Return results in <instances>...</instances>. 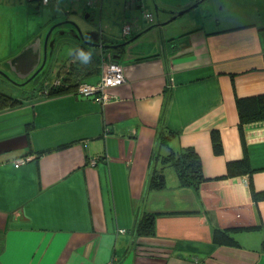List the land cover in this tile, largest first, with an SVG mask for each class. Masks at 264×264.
Masks as SVG:
<instances>
[{"label":"crops","instance_id":"obj_1","mask_svg":"<svg viewBox=\"0 0 264 264\" xmlns=\"http://www.w3.org/2000/svg\"><path fill=\"white\" fill-rule=\"evenodd\" d=\"M153 1L158 21L146 10L154 21L133 25L136 39L118 58L125 83L106 106L73 90L0 110V264H264V200L253 195L264 193V120L245 126L253 173L227 178L245 153L238 97L264 94V0H207L183 16L201 0ZM67 35L80 42L75 30ZM121 39L90 34L85 44ZM58 66L56 79H66ZM97 67H82L74 82L98 84ZM9 69L17 82L28 68ZM161 123L177 134L162 153L199 154L209 179L199 192L181 187L172 168L167 189L148 192ZM147 212L158 215L156 237L136 229ZM215 228L233 230L241 248L214 245Z\"/></svg>","mask_w":264,"mask_h":264},{"label":"rangeland","instance_id":"obj_2","mask_svg":"<svg viewBox=\"0 0 264 264\" xmlns=\"http://www.w3.org/2000/svg\"><path fill=\"white\" fill-rule=\"evenodd\" d=\"M17 1V3H14L11 0H0V71L3 70L7 75L16 78L9 69V62H11L7 59L10 54L9 48L24 44L27 37L29 39L30 37L31 39L34 38V40L30 39V44H32L34 41L41 40L43 35L42 42L44 44V41L52 32L51 38L54 39L57 35V40H59L55 48V55L47 61L40 77L32 83L31 87L23 88L29 94L33 90H38L39 87L43 89L46 84L50 86L56 79L57 65L67 63L70 60L71 53L79 47L78 43H68L66 41L69 39L74 41L73 38L67 35L70 30H75L77 37H81L78 32L80 30L86 38L90 34H103L113 39H121L124 37L123 28L125 26L133 27L135 23L145 22L143 12L146 10L151 11L157 19V4L153 0H147L150 5L148 7L144 4V10L135 7L130 8V3L126 0H104L103 2L101 0H52L50 6L41 5V9H39V3L37 2ZM146 25V27H149L151 23L149 22ZM64 31L66 35L61 34ZM24 48L15 53L17 58L26 50ZM97 68H100V63ZM13 83L18 84L16 81H13ZM38 83L39 85H36ZM14 89V85L0 82V90L3 92L17 94ZM35 97L38 98L39 96L36 95Z\"/></svg>","mask_w":264,"mask_h":264},{"label":"trees","instance_id":"obj_3","mask_svg":"<svg viewBox=\"0 0 264 264\" xmlns=\"http://www.w3.org/2000/svg\"><path fill=\"white\" fill-rule=\"evenodd\" d=\"M37 3H39L38 4L39 9L41 5L48 6V5H44L42 0H40V2ZM129 36L130 35H126L123 39L124 41H122V43L118 46L113 45V43H110V45L112 44L110 46L107 44L106 41L105 42L103 41L104 44L102 43L101 44L104 45V49H106L104 53L105 54L111 53L119 63L118 58L121 57L120 55L127 46V43L136 39V36H133L131 38H129ZM87 42L88 41L81 39L80 42L78 43L79 47L71 55V57L69 58L70 60L67 61V63H63L60 66H58V71H60L59 73L68 71L67 74H69L66 79H64L63 77H59L61 79H57L60 81L61 84L59 85L55 84L56 81H53L50 86H47L46 84L43 89L33 90V92H30V97H32L34 94H37V96H39V94L43 93V95L48 94L51 96H57L58 94H64L65 92H69V91L73 92V90L74 92L77 91L80 85L78 86L74 82L75 81L74 74L77 73L78 75H80L82 71L81 69L84 66L90 65L92 69L94 63L98 62V64L100 63L101 65L102 57L100 55V51H98L99 46L92 45L93 47L89 48L85 44ZM80 49H83L86 54L91 53V61L89 63H85L83 57L79 55L78 50ZM73 58H79V61L77 62V64L74 65L71 64L70 67H72V69H70L68 65H70ZM7 80L9 79H7L5 76L0 74V82L7 83ZM8 83L15 86L14 90L15 92L17 91V94L11 92L7 93L0 90V110L7 109L9 107L11 108V107L21 106V104H23L24 102L22 101L21 96L27 94V92H25V89H23L27 87V85L26 86H22L18 84L15 85L13 84V82H10V80L8 81ZM66 83L69 84L66 85ZM237 109L239 111V116H240L239 129L242 135V143H243V147H245V153L241 161L229 163L227 169L228 179H230V177L237 178L253 173V171L251 170L250 159L248 157V150L246 147V135L244 132H245V126L247 124L251 122L264 120V94L259 96H250L247 98L238 97ZM163 122H164V118H162V123ZM161 127L162 128L159 131L157 137L158 146H157L156 154L151 161L152 167H151L150 179L147 186L148 192H155V191L158 192L160 190L167 189V176L165 175V172L166 169L169 168H172L175 171V174H177L181 187L190 188L195 190L196 192H199L202 186L209 181V179L206 177L203 171V162L201 161L199 154L193 148L183 149V151L180 152L170 150L168 154L162 153L161 149L168 148L170 142L173 139H175L177 134L169 130L170 128L168 129L164 127V124H162ZM212 137H213L214 148L216 149L217 154L221 155L223 153L222 137L220 136L218 131L213 132ZM39 154L42 155L44 153H39ZM253 195H254V200L257 203L259 201L264 200V193H258L254 191ZM156 218H158V215L156 214L149 212L145 214V216L138 222L137 224L138 226L136 227L139 236L146 238L156 237L155 236ZM213 244L220 248L221 247L241 248L240 244L237 243L234 237L233 230L228 231V230L215 228L213 230Z\"/></svg>","mask_w":264,"mask_h":264},{"label":"built area","instance_id":"obj_4","mask_svg":"<svg viewBox=\"0 0 264 264\" xmlns=\"http://www.w3.org/2000/svg\"><path fill=\"white\" fill-rule=\"evenodd\" d=\"M132 3L135 0H130ZM43 4L48 5L52 0H42ZM144 18L149 21H154L153 16L143 12ZM124 36L132 34V27L126 26L123 30ZM101 79L98 84L87 85L80 84L76 95L82 97L83 99L91 100L100 106H106L112 97V91L118 87L123 86L125 83L124 78V68L120 65L116 58L111 54H102L101 60ZM55 84H61L59 80L56 79Z\"/></svg>","mask_w":264,"mask_h":264},{"label":"water","instance_id":"obj_5","mask_svg":"<svg viewBox=\"0 0 264 264\" xmlns=\"http://www.w3.org/2000/svg\"><path fill=\"white\" fill-rule=\"evenodd\" d=\"M32 2H40V0H31ZM207 0H201L200 2H198L196 4V6H194L193 8H189L187 9L186 11H183V12H179L177 13L178 16H183L185 15L187 12H189L190 10L194 9V8H197V6H199L200 3L202 2H205ZM79 34L81 35V39H84L85 40V35H83L80 30H78ZM51 34L52 32H50V34L48 35V38L44 41V45H43V48H42V40H39L37 41L36 43H34L33 45H30V47L26 48V50L18 57V58H15V59H12L10 60L11 62H9V65L11 66H21V67H25L27 66V59L31 58V55L32 53H34V50L36 49V60L40 61L41 62V58H42V55H43V65L41 68H39L36 73L34 74V76L32 77V79L30 81H32L33 79H35L36 77H38L39 75H41L45 69V66H46V63H47V58H48V44L51 40ZM116 47V46H115ZM39 63H37V65H35L32 70H30V73H32L37 67H38ZM0 74L5 76L7 79H9L10 81L13 82V79L5 74V73H2L0 71ZM29 83V82H28ZM27 84H23L22 86H26ZM29 161H32V159H29Z\"/></svg>","mask_w":264,"mask_h":264},{"label":"flooded vegetation","instance_id":"obj_6","mask_svg":"<svg viewBox=\"0 0 264 264\" xmlns=\"http://www.w3.org/2000/svg\"><path fill=\"white\" fill-rule=\"evenodd\" d=\"M86 39V38H85ZM80 40H81V38H80ZM101 41L99 40H96L95 42L94 41H91L90 42V44H92V45H98L99 46V49H101V52H102V54H103V52L105 51V49H104V45H102L101 43H100ZM36 49L34 50V54L35 55H33V53H32V58L30 59V61L31 62H28L27 60V66H26V68H28V69H25V71L24 72H21L22 73V79H20L19 81H17V83H18V85H23V84H27V87H31L32 86V83L33 82H35V80L36 79H38L39 77H40V75L38 76V77H36L35 79H33L32 81H30L31 79H32V77L34 76V74L36 73V71L39 69V68H41L42 67V65H43V62H44V60H43V55H42V58H41V62L40 61H38V60H36ZM101 57H102V55H101ZM49 61V60H48ZM37 63H39V65H38V67L32 72V73H30V70H32V68L35 66V65H37ZM9 75V74H8ZM28 75H30L29 77H28ZM11 77V76H10ZM12 78V77H11ZM13 79V78H12ZM8 81L9 80H7V83H8ZM13 81H14V79H13ZM10 82H12V81H10ZM29 82V83H28ZM14 84V83H13ZM36 85H39V83L38 84H36ZM42 88L41 87H39V90H41ZM32 97H30V94H28V92H27V94L26 95H23V96H21V99H22V101H25V100H33L31 103H33L34 102V98H32Z\"/></svg>","mask_w":264,"mask_h":264},{"label":"clouds","instance_id":"obj_7","mask_svg":"<svg viewBox=\"0 0 264 264\" xmlns=\"http://www.w3.org/2000/svg\"><path fill=\"white\" fill-rule=\"evenodd\" d=\"M80 56L83 57L85 63H89L91 61V53H85L83 49L78 50Z\"/></svg>","mask_w":264,"mask_h":264}]
</instances>
